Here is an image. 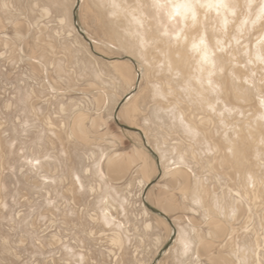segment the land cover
I'll return each mask as SVG.
<instances>
[{
	"label": "rangeland",
	"instance_id": "374dc122",
	"mask_svg": "<svg viewBox=\"0 0 264 264\" xmlns=\"http://www.w3.org/2000/svg\"><path fill=\"white\" fill-rule=\"evenodd\" d=\"M109 3L0 0V264H264V18L187 82Z\"/></svg>",
	"mask_w": 264,
	"mask_h": 264
},
{
	"label": "bare ground",
	"instance_id": "6f19581e",
	"mask_svg": "<svg viewBox=\"0 0 264 264\" xmlns=\"http://www.w3.org/2000/svg\"><path fill=\"white\" fill-rule=\"evenodd\" d=\"M108 1L110 2V0ZM118 2H121L122 6H127L126 19L131 24L132 23L138 24L139 29L142 30L144 29L146 33L149 32L150 36L162 35L161 37L163 38V40H165V43L167 44L166 49L162 51L164 53V58H165L163 67L166 70V73L168 71L172 75L179 74L180 76L186 79L188 78L189 80L193 79V78L191 79V77L193 75V71L195 68L200 69L199 73L201 75H206V70L207 72H209L212 69L211 66L214 63V60L213 62L211 60L212 57L211 56L209 57L210 62L207 63V65H202L203 63L201 62V55L203 51L198 52L196 50H193L191 47L193 43H199L201 38H203V40L205 41L204 46L207 48L208 53L211 52V49L209 48V44L206 38L207 33L203 30V28L205 27L204 20L206 21L213 20V18L211 17L212 13L215 14V16H217L213 20V22L216 21L220 26L221 20H223L224 23H226V18H228L227 14H232L234 10H236L237 8L238 9L242 8L243 6L248 8L250 6V3H255V11H253L254 12L253 19L256 21L261 20L258 18L259 8L261 7V6L258 7L260 5V0H225V6H223L222 10L218 9L216 12H212V13L201 12L200 14H198V18L195 24H193L191 21H186L182 23L181 30L171 31L172 29H174L173 26H171L172 27L171 30H168L167 27V24H169L168 19L166 17L164 18L163 15H160V13L162 14V12H159L157 10L154 0H132V1L118 0ZM187 2L195 4L197 0H187ZM121 14H123L122 11ZM173 24L175 25V22ZM221 25L223 26V23ZM162 28L164 29L163 31ZM138 32H139L138 36H136L139 38L138 42L143 44L146 38H144L140 30ZM170 33L171 34L174 33V36L170 35ZM177 33H179L178 39L175 36L177 35ZM213 44L215 46L218 45L219 47H221L222 45L221 40L219 38H216V41H213ZM174 52H177V55ZM187 59L188 60L191 59V65L185 64ZM183 66H185L184 68L186 67H190V68L184 69ZM188 79L186 80L187 82L189 81ZM205 88H207L206 83H204V89Z\"/></svg>",
	"mask_w": 264,
	"mask_h": 264
},
{
	"label": "clouds",
	"instance_id": "9594fccd",
	"mask_svg": "<svg viewBox=\"0 0 264 264\" xmlns=\"http://www.w3.org/2000/svg\"><path fill=\"white\" fill-rule=\"evenodd\" d=\"M260 4L264 5V0H260ZM107 7L110 13L112 11H124L125 14H127V6H122V3L118 2V0H110ZM156 8L166 16L169 22L179 20L181 23L191 21L195 24L198 14L201 12H216L218 9L222 10L223 6L218 8L214 3H208L207 0H197L195 4L189 3L187 0H161L159 5L156 4ZM253 23H255V21H253ZM201 51H206L208 53L204 45H201Z\"/></svg>",
	"mask_w": 264,
	"mask_h": 264
},
{
	"label": "snow or ice",
	"instance_id": "6c2138e0",
	"mask_svg": "<svg viewBox=\"0 0 264 264\" xmlns=\"http://www.w3.org/2000/svg\"><path fill=\"white\" fill-rule=\"evenodd\" d=\"M208 3H214L218 8L221 6H225V0H207ZM154 3L159 5L161 3V0H154ZM251 6V4H250ZM258 18L262 19L264 18V5H261V7L259 8V14H258ZM176 38H179V33H177ZM237 43H239V41H237ZM205 41L203 40V38H201V40L199 41V43H193L192 44V49L196 50V51H201V45H204ZM223 50V49H221ZM255 59L261 63L264 64V53H258L255 57ZM201 62L202 63H208L209 62V55L206 51L202 52L201 55ZM249 63H251V61H249ZM211 83V82H209ZM245 83H247V81H245ZM259 103L261 105V107H264V96H261L259 98ZM102 159L101 158V167H102ZM37 164L39 163V161L36 162Z\"/></svg>",
	"mask_w": 264,
	"mask_h": 264
}]
</instances>
